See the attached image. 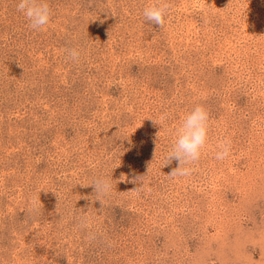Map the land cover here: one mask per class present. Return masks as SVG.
<instances>
[{"label":"rangeland","instance_id":"1","mask_svg":"<svg viewBox=\"0 0 264 264\" xmlns=\"http://www.w3.org/2000/svg\"><path fill=\"white\" fill-rule=\"evenodd\" d=\"M17 2L0 0V264H264V0H167L163 28L157 0H46L43 30ZM197 104L208 142L170 178Z\"/></svg>","mask_w":264,"mask_h":264},{"label":"clouds","instance_id":"2","mask_svg":"<svg viewBox=\"0 0 264 264\" xmlns=\"http://www.w3.org/2000/svg\"><path fill=\"white\" fill-rule=\"evenodd\" d=\"M16 7L17 11L26 18L28 26L32 30H43L51 21L52 10L46 0H18ZM169 9L170 6L167 0H157L156 4L143 9V16L151 24L163 28L166 24L165 18ZM64 51L72 62H80L81 52L76 48L65 49ZM166 118L167 114H164L160 117V120L163 121ZM209 120L208 111L202 105L197 104L186 114L182 123L175 129L174 142L170 150L162 158L163 167L170 165L173 160L178 165L171 170L167 175L168 177L176 179L192 175L194 171L192 166L199 162L202 150L208 142ZM216 147L215 160L223 161L229 158L231 154L230 139L219 140ZM148 173L149 168L145 175L134 177L131 182L137 184V187L132 190L133 192L139 194L146 187ZM91 186H93L94 194L100 202L102 198L108 197L112 191V184L107 178H98L94 180ZM91 223L92 220L87 215L78 217L77 226L80 229L88 230L85 238L89 242H94L97 239V233L90 230Z\"/></svg>","mask_w":264,"mask_h":264}]
</instances>
